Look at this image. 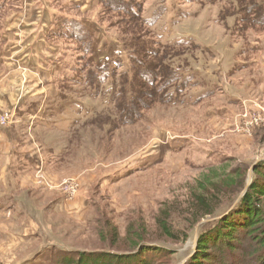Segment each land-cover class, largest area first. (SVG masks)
Masks as SVG:
<instances>
[{
  "label": "rangeland",
  "instance_id": "374dc122",
  "mask_svg": "<svg viewBox=\"0 0 264 264\" xmlns=\"http://www.w3.org/2000/svg\"><path fill=\"white\" fill-rule=\"evenodd\" d=\"M45 1L57 11L72 10L68 0ZM156 1L163 3L147 0L146 11L151 13ZM21 2L29 7L28 13L16 8ZM164 2L166 11L157 21L158 32L165 39L200 45V50L193 51L197 65L185 74L190 76L187 102L175 107L165 105L154 98L152 88H146L151 103L141 109L143 117L135 125L121 126L107 134V129L103 132L88 124L69 140L54 135L55 148L64 153L49 167L39 147L41 139L35 141V133L30 130L26 137L42 163L43 172H29L34 180L23 187L16 214L0 211V229L10 233L4 238L6 242L0 241V264H60L61 258L79 252L88 256L104 252L125 255L132 252L134 235L139 234L173 251L147 254L155 260L154 264H184L194 249L198 227L212 219L200 217L197 223L191 212L199 180L205 175L222 178L240 170V174L248 172V183L256 165L261 164L264 171V122H256V118L264 119V28L238 33L240 22L235 17H229V26L228 20H217V5L202 8L185 2L179 4L184 12L175 14L172 0ZM0 4L6 5L0 11V30H6L20 17L26 18V22L35 18L42 3L0 0ZM221 4L229 6L227 1ZM75 13L89 19L87 28L94 37L89 53L92 66L103 65L116 52L114 39L128 40L142 34L141 29L128 22L117 23V14H106L98 0H86V7ZM143 32L152 39L145 28ZM60 46L63 69H69L63 78L68 87L51 86L47 93L50 89L53 94L62 90L69 98L66 105H81L78 111L71 110L76 119H87L113 107L112 79L102 85L99 95L89 89L87 80L78 85V53L61 43ZM251 46L258 50L244 51ZM184 49L172 51L180 54L177 58H185ZM119 56L121 63L115 79L128 67L125 54ZM25 71L24 67H0V89L8 80H17L15 77L20 81L18 87L23 88L31 78ZM7 97L9 102L0 103V120L1 114L9 119H5L6 127L15 121L9 107L15 99L11 92ZM200 97L204 98L198 101ZM226 163L228 171H220ZM18 190L20 194L22 190ZM243 192L240 188L221 190L214 203L227 206ZM164 210L171 212L172 226L181 231L177 240L165 237L157 225V216ZM27 234L33 236L23 239ZM238 254L244 256L243 252ZM252 259L256 264L255 256ZM67 261L71 264L70 258Z\"/></svg>",
  "mask_w": 264,
  "mask_h": 264
},
{
  "label": "trees",
  "instance_id": "16d2710c",
  "mask_svg": "<svg viewBox=\"0 0 264 264\" xmlns=\"http://www.w3.org/2000/svg\"><path fill=\"white\" fill-rule=\"evenodd\" d=\"M68 1L72 10H56L50 38L63 44L68 50L78 53L76 58L80 65L76 69L80 75L76 77L77 82L87 80L89 89L94 94H100L102 85L110 79L114 86L113 107L97 112L87 118L81 126L93 124L103 132L107 129L108 134L121 126L135 125L143 117L141 109L151 103L146 88H152L154 98L165 105L175 107L187 102L190 76L185 74L192 69L193 65H197L196 60L193 59V51L200 50V45L196 42H191L190 45L181 39H165L158 32L157 21L166 11L164 0L160 4L156 1V5L151 8V13L149 10L146 11L147 0H98L106 14L109 11L117 14V23L128 22L131 26L141 29L142 34L138 32V37H130L128 40L114 39L116 52L109 55L108 61L103 65L95 66H92L89 54L94 42L93 33L82 21L81 16L75 13V10H80V0ZM224 1H227L229 6H223L221 3ZM185 2L194 3L202 8L217 5L219 13L217 20L219 22L228 20L229 26V21L232 19L229 17H235L236 21L240 22L237 26L238 33L249 28H257V31L264 28V0H172L175 14L184 12L179 4ZM5 6L0 4V9H4ZM97 23L101 25L100 21ZM143 28L146 29L148 36L150 35L151 40L146 38ZM180 48H186L184 50L187 57L177 58L180 54L172 51ZM256 50H258L257 47L251 46L244 51ZM120 54H125L128 67L120 73L119 79H115L118 65L121 63ZM167 54L171 55L167 56ZM202 98L204 97L198 98V101ZM104 115L107 118L104 119L102 117ZM227 164L221 165L220 171L227 172ZM262 167L261 164L256 165L252 170V180L247 190L228 201L227 206L218 202L214 203V198L221 190L226 189L228 192L233 188L245 190L248 172L240 174V170H237L229 172L222 178H211L210 175H205L199 180L193 192L194 204L190 205L191 212L196 216L197 223L200 217L209 216L212 219L198 227L194 249L184 264H254L253 256H255L256 264H264V171ZM219 208H222L220 212ZM166 211L158 214L157 225L165 237L177 240L181 236V231L172 226L171 212ZM124 238L127 239V236ZM133 241L132 252L125 255L104 252L103 254L92 253L88 256L89 254L85 252H79L76 256L73 254V256L61 258L60 264H70L67 261L69 258L71 264H154L155 260L147 254L173 253L171 249L158 246L140 234L134 235ZM127 249H130L129 245ZM238 252H243L244 256L242 257Z\"/></svg>",
  "mask_w": 264,
  "mask_h": 264
},
{
  "label": "crops",
  "instance_id": "0c3cea01",
  "mask_svg": "<svg viewBox=\"0 0 264 264\" xmlns=\"http://www.w3.org/2000/svg\"><path fill=\"white\" fill-rule=\"evenodd\" d=\"M39 2L42 4L35 18L26 22V18L22 17L20 20V17L14 26L0 30V67L12 70L24 67L31 77L23 84V88L18 87L20 81L15 77L17 80H8L6 86L0 89V103L9 102L7 94L10 92L15 99L13 105H9L15 121L7 127L0 124V211L14 214L19 206L18 199L22 197L23 187L34 180V175L29 172H35L39 164L35 149L30 145L26 134L33 130L35 141H38L37 138L41 139L39 147L49 167L63 158L64 153L55 148L54 135L69 140L86 120L76 119L71 110L78 111L81 105H66L69 98L64 91L60 89V93L55 91L53 94L50 89L49 94L47 93L51 86L68 87L64 85L63 78L69 69H63L64 56L59 54L60 43L50 38L56 10L49 7L45 0ZM80 5V9L85 8L86 0H80ZM17 9L21 13H28L29 7L21 2ZM88 20L82 19L87 26ZM77 84L80 85V82ZM60 95H63L62 99ZM18 188L22 190L20 194H17ZM6 236H10V233L0 229V241L6 242ZM31 236L33 234L22 237L24 239Z\"/></svg>",
  "mask_w": 264,
  "mask_h": 264
},
{
  "label": "built area",
  "instance_id": "2783aa9c",
  "mask_svg": "<svg viewBox=\"0 0 264 264\" xmlns=\"http://www.w3.org/2000/svg\"><path fill=\"white\" fill-rule=\"evenodd\" d=\"M1 116H2L3 120L2 121L0 120V124L1 125H5V119L6 120H9L7 118L8 115L7 116H4L3 114H1ZM256 122H257V124H260V123L264 122V119L262 117H260L258 119L256 118ZM252 124H254V123H251V125ZM36 172H38V173H42L43 172V167H42V163L41 162H39V164L37 165Z\"/></svg>",
  "mask_w": 264,
  "mask_h": 264
},
{
  "label": "water",
  "instance_id": "95a60500",
  "mask_svg": "<svg viewBox=\"0 0 264 264\" xmlns=\"http://www.w3.org/2000/svg\"><path fill=\"white\" fill-rule=\"evenodd\" d=\"M250 181H251V174H249L248 183H247V186H246L244 192L247 190V188H248V186H249V184H250Z\"/></svg>",
  "mask_w": 264,
  "mask_h": 264
}]
</instances>
